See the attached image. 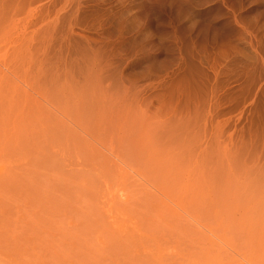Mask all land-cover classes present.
I'll use <instances>...</instances> for the list:
<instances>
[{"label":"rangeland","instance_id":"obj_1","mask_svg":"<svg viewBox=\"0 0 264 264\" xmlns=\"http://www.w3.org/2000/svg\"><path fill=\"white\" fill-rule=\"evenodd\" d=\"M0 264H264V0H0Z\"/></svg>","mask_w":264,"mask_h":264}]
</instances>
